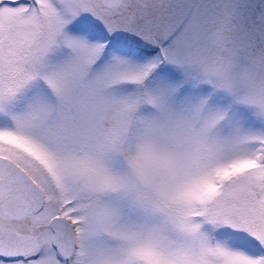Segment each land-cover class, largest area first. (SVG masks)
Here are the masks:
<instances>
[{
	"label": "snow or ice",
	"instance_id": "1",
	"mask_svg": "<svg viewBox=\"0 0 264 264\" xmlns=\"http://www.w3.org/2000/svg\"><path fill=\"white\" fill-rule=\"evenodd\" d=\"M0 264H264V0H0Z\"/></svg>",
	"mask_w": 264,
	"mask_h": 264
}]
</instances>
